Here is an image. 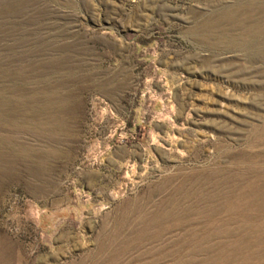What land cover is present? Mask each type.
<instances>
[{
  "label": "rangeland",
  "instance_id": "1",
  "mask_svg": "<svg viewBox=\"0 0 264 264\" xmlns=\"http://www.w3.org/2000/svg\"><path fill=\"white\" fill-rule=\"evenodd\" d=\"M0 237L264 264V0H0Z\"/></svg>",
  "mask_w": 264,
  "mask_h": 264
},
{
  "label": "bare ground",
  "instance_id": "2",
  "mask_svg": "<svg viewBox=\"0 0 264 264\" xmlns=\"http://www.w3.org/2000/svg\"><path fill=\"white\" fill-rule=\"evenodd\" d=\"M252 2V1H251ZM244 6V5H243ZM240 10V9H239ZM248 11V10H247ZM233 12V11H232ZM219 18V17H218ZM218 24V23H217ZM244 26V25H243ZM193 27H204V25L202 26V25H196V26H193ZM205 27H207L206 26V24H205ZM223 27V26H222ZM247 27V26H246ZM198 28H196V29H194L193 30V32L197 35L198 33V35L197 36H200V37H202V36H205V32L203 33L202 31H201V29H198ZM192 29V28H191ZM203 29V28H202ZM193 33V34H194ZM217 35V34H216ZM196 37V36H195ZM220 37V36H219ZM243 38V37H242ZM209 40V39H208ZM257 41V40H256ZM238 43V42H237ZM244 43V42H243ZM242 43V44H243ZM242 44H234L233 45V50H236V51H238V50H241V48H243L242 46ZM230 45V44H229ZM232 45V44H231ZM258 47V46H257ZM230 48H232V46H230ZM260 48V47H259ZM243 50V49H242ZM263 50V49H262ZM261 50V51H262ZM258 54V53H257ZM262 54V53H261ZM229 71V70H228ZM225 72V71H224ZM9 243H8V241L6 240V238H2V237H0V264H12V262H13V258H14V255H13V253L11 252V250H10V248H9Z\"/></svg>",
  "mask_w": 264,
  "mask_h": 264
}]
</instances>
